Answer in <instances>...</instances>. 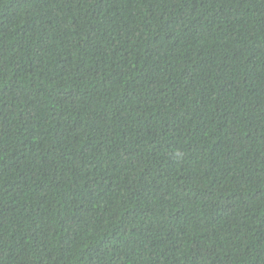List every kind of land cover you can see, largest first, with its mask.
Returning a JSON list of instances; mask_svg holds the SVG:
<instances>
[{
    "label": "trees",
    "instance_id": "obj_1",
    "mask_svg": "<svg viewBox=\"0 0 264 264\" xmlns=\"http://www.w3.org/2000/svg\"><path fill=\"white\" fill-rule=\"evenodd\" d=\"M0 264H264V0H0Z\"/></svg>",
    "mask_w": 264,
    "mask_h": 264
}]
</instances>
